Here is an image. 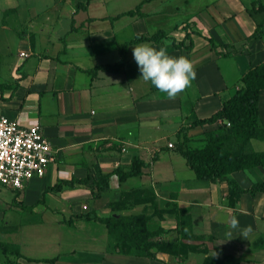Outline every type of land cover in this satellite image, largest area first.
<instances>
[{
	"label": "crops",
	"instance_id": "1",
	"mask_svg": "<svg viewBox=\"0 0 264 264\" xmlns=\"http://www.w3.org/2000/svg\"><path fill=\"white\" fill-rule=\"evenodd\" d=\"M138 6L136 16L117 18ZM30 25L18 42V59L10 62L8 76L1 59L13 54H0V115L24 126L40 122L58 153L45 178L33 180L23 192L5 191L20 208L44 219L54 216L57 225L91 221L99 228L85 233L91 247L65 249L54 257L25 254L24 243L14 242L23 257L1 252L0 264H50L46 261L55 258L56 264H170L173 255L168 253H157V261L138 256L134 249L123 253L109 248L107 227L80 218L88 213L110 216L112 199L123 206L112 214L132 216L150 207L149 198L189 213L196 239L184 242L206 243L196 256L216 253L233 260L231 264H264V193L234 194L228 182L199 180L175 150L179 143L190 150L205 148L207 134L223 122L193 124L219 112L245 86L243 78L264 63V11L243 0H94L91 7L68 16L39 14ZM160 32L167 37L158 43L130 44L125 65H119L121 45ZM258 32L262 34L254 37ZM141 44L165 47L170 56L192 61L197 73L192 86L170 100L145 82L133 57V48ZM259 108L264 127V90ZM256 141L260 140H252V149L264 152V145L256 148ZM135 157L148 166L141 176L120 183L116 170L128 172ZM98 171L112 175L111 187L100 199L79 184L53 190L74 180L92 184ZM232 178L249 190L264 183V166L236 172ZM145 195L148 203L141 202ZM84 202L87 211L78 212ZM233 216L239 220L237 229L229 228ZM166 222L173 228L159 237L180 241L176 216ZM249 225L252 232L243 238L241 231ZM99 240L105 246L92 247ZM201 261L197 258L198 264Z\"/></svg>",
	"mask_w": 264,
	"mask_h": 264
},
{
	"label": "trees",
	"instance_id": "2",
	"mask_svg": "<svg viewBox=\"0 0 264 264\" xmlns=\"http://www.w3.org/2000/svg\"><path fill=\"white\" fill-rule=\"evenodd\" d=\"M83 6L80 4V7ZM84 7V6H83ZM141 6L136 11L132 10L121 16H136L140 13ZM259 11H264L260 8ZM262 33L258 32L254 37ZM164 32H160L153 37L141 36L135 40L120 46L121 61L120 66H124L127 61L128 47L132 43L140 41L160 42L166 38ZM103 70L112 71L114 67H101ZM98 69L94 70L97 71ZM245 86L241 88L231 99L223 104V108L209 119L198 120L193 126L215 124L222 121L218 128L207 134V146L201 150H190L185 148L184 143H179L175 150L187 161V165L196 173L199 180L210 181L214 184L228 182L234 194L256 195L264 193V183H256L251 189L245 190L232 178V174L264 166V152H255L252 149V140L264 141V127L260 117V94L264 90V63L253 68L244 78ZM143 160L135 157L130 170L117 169L116 174L120 183L130 177H138L143 174L142 169L147 167ZM112 175H103L98 171V180L89 184V180H74L64 182L61 186L53 190L59 191L62 186H74L76 184L87 186L91 189L95 199L102 198L104 192L110 189ZM149 201L145 202L148 203ZM176 206V205H175ZM177 210L178 207L176 206ZM147 207L145 208V210ZM175 212L179 227L177 232L181 236L180 241L172 242H151L150 238L161 236L165 230L152 231L148 228L149 217L145 215L121 216L111 214L108 217H99L96 214L88 213L80 216L83 220H93L107 227L111 237L118 243L128 244L131 250H135L140 257L150 258L159 261L158 252L154 248L163 244L159 248L163 253L178 255L189 247L184 240H195L193 233L191 216L187 211ZM159 240V239H158ZM187 250V249H186ZM0 251L6 256H14L16 259L22 258L17 245L4 242L0 239ZM219 248H217V253ZM50 264H56L57 258L47 260ZM233 260L221 258L217 255L209 256L204 264H231ZM10 264H20L11 261ZM166 264V263H164Z\"/></svg>",
	"mask_w": 264,
	"mask_h": 264
},
{
	"label": "rangeland",
	"instance_id": "3",
	"mask_svg": "<svg viewBox=\"0 0 264 264\" xmlns=\"http://www.w3.org/2000/svg\"><path fill=\"white\" fill-rule=\"evenodd\" d=\"M93 1L94 0H0V54L2 53L1 55L3 58L11 56L10 53L13 54L10 58L1 59L3 63L2 69L5 74L7 76L9 75L10 62L18 59V42L24 34H27L29 27H32V25H30L32 19L36 20L39 14L45 12H50L52 14L63 13L68 16L76 9L83 10L91 7ZM243 1L254 10L264 8V0ZM80 4L84 7H80ZM41 18L46 19V17L43 16ZM5 32H7L6 35L4 34ZM263 145L264 143L260 141L255 142L256 148ZM5 190L6 189L2 187L0 191V238L2 240L13 242V244H15L14 242H22L26 247L23 248V253L40 257H54L59 252L65 251V249H84L91 247V242L85 240V233L99 228L97 225H94L95 222L90 221V223L81 221L76 222V224H74V222L68 224V222L65 221L57 225L55 224L54 216L47 215V219H44L41 214L33 215L29 210L20 208L15 201L9 199V195ZM149 200L151 204L150 207L134 215L148 216L150 218L148 228L152 231L172 230L173 224L166 221L170 217L174 218L175 212L179 213L176 206L165 200L159 201L154 198H149ZM149 200L147 197L141 199V202H147ZM85 205H87L86 202L81 205L78 212H80V210L86 212L87 209ZM110 206L112 213H117L123 207L118 205V202L114 199H112V204H110ZM71 211L72 209H66L67 213ZM42 218L45 223L41 222ZM149 241L158 244L160 241L166 242L159 236L150 238ZM101 244L105 246V242L99 240L96 244H92V247H99ZM108 244L109 248L118 249L123 253L131 251V247L128 244L118 243L113 238L109 239ZM205 244L206 243H203V245H189V247L186 248L187 250H183V252L177 256H170L169 263L198 264L197 258H201L202 261L199 264H204L206 257L203 255L198 257V255L196 256L195 254L205 250L203 247ZM15 245H17V243ZM163 245L164 243L158 245V247L160 248ZM17 247L20 250L18 245ZM159 248L156 247L153 251L163 253ZM1 254L0 251V256Z\"/></svg>",
	"mask_w": 264,
	"mask_h": 264
},
{
	"label": "built area",
	"instance_id": "4",
	"mask_svg": "<svg viewBox=\"0 0 264 264\" xmlns=\"http://www.w3.org/2000/svg\"><path fill=\"white\" fill-rule=\"evenodd\" d=\"M57 153L40 122L24 126L0 115V188L23 192L47 176Z\"/></svg>",
	"mask_w": 264,
	"mask_h": 264
},
{
	"label": "clouds",
	"instance_id": "5",
	"mask_svg": "<svg viewBox=\"0 0 264 264\" xmlns=\"http://www.w3.org/2000/svg\"><path fill=\"white\" fill-rule=\"evenodd\" d=\"M133 57L143 80L150 81L159 92L166 93L170 100H175L179 94L190 88L197 76L192 61L185 56H170L165 47L157 50L148 44H141L133 48ZM229 228H239V220L235 216L231 217ZM251 232L249 225L241 231V236L246 238ZM227 235L231 236V231Z\"/></svg>",
	"mask_w": 264,
	"mask_h": 264
}]
</instances>
